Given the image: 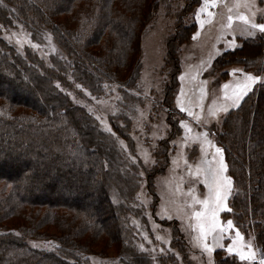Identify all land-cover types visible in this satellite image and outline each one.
Listing matches in <instances>:
<instances>
[{
    "label": "trees",
    "instance_id": "obj_1",
    "mask_svg": "<svg viewBox=\"0 0 264 264\" xmlns=\"http://www.w3.org/2000/svg\"><path fill=\"white\" fill-rule=\"evenodd\" d=\"M146 1L0 0V24L11 25L13 14L33 37L49 31L67 58H52L48 67L29 47L21 54L0 35V264H89L85 255L97 240L127 247V216L137 211L130 201L144 166L139 161L126 167L123 161L129 159L117 139L55 81L71 86L69 75L95 95L107 82L132 86L140 36L155 10ZM193 27L180 24L168 40V57L175 64L178 38L187 39ZM216 62L264 74V34L244 39ZM218 141L234 182L231 214L241 232L264 250V82L224 117ZM129 144L134 148L132 139ZM160 168L144 167L154 197L153 179ZM102 202L107 212L101 211ZM109 212L115 226L106 230L102 221ZM29 236L58 237L66 243L60 245L65 257L33 248ZM130 253L128 264H136L138 257ZM222 253H215L218 264H241Z\"/></svg>",
    "mask_w": 264,
    "mask_h": 264
},
{
    "label": "rangeland",
    "instance_id": "obj_2",
    "mask_svg": "<svg viewBox=\"0 0 264 264\" xmlns=\"http://www.w3.org/2000/svg\"><path fill=\"white\" fill-rule=\"evenodd\" d=\"M147 1L155 10L140 36L132 86L107 82L95 95L69 75L71 86L55 79L75 104L85 107L100 128L117 139L129 159L123 161L126 167L139 161L149 169L161 167L153 179L154 197L140 166L142 181L130 201L137 211L127 216V247L120 250L117 242L97 240L85 257L89 264H128L134 251L136 264H218L215 253L221 250V257H235L241 264H264V250L241 232L231 214L234 182L218 141L224 117L264 82V74L241 64L216 62L244 39L264 34V0H192L196 4L189 8L190 0ZM10 18L11 25L0 24V35L18 52L26 54L29 47L48 67L52 58L67 60L49 31L33 37L19 18L13 14ZM180 24L194 27L187 39L178 38L175 64L168 57V40ZM107 209L102 202L101 211ZM102 224L113 229L114 213H107ZM31 237L27 239L33 248L65 257L60 245L66 243L58 237Z\"/></svg>",
    "mask_w": 264,
    "mask_h": 264
}]
</instances>
